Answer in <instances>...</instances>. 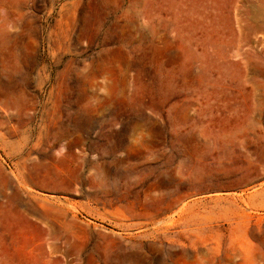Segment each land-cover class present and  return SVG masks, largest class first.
<instances>
[{"label":"rangeland","instance_id":"1","mask_svg":"<svg viewBox=\"0 0 264 264\" xmlns=\"http://www.w3.org/2000/svg\"><path fill=\"white\" fill-rule=\"evenodd\" d=\"M0 94V264H264V0H0Z\"/></svg>","mask_w":264,"mask_h":264},{"label":"bare ground","instance_id":"2","mask_svg":"<svg viewBox=\"0 0 264 264\" xmlns=\"http://www.w3.org/2000/svg\"><path fill=\"white\" fill-rule=\"evenodd\" d=\"M87 31L89 32V30ZM185 204L181 205L183 207L179 208L177 212H174L175 216L173 218H171L172 215L168 217L171 218L170 221L172 220L171 225L169 226L170 228L175 230L177 238V241L173 242V244L183 245L185 247L189 246L191 248V250H189V253L192 255L197 254L199 252L198 250L202 249L203 251L207 252L209 256H212L213 253L218 251L220 248L219 241L227 237V245L229 247V250H231L232 252L236 251L239 231L237 226L239 223L234 222L235 218L231 219L230 215H226L221 216L217 219L202 218L199 220H195V215H193L192 213L193 210L191 209V207H188ZM244 205H247V203L244 202ZM191 218H193L192 222H189V219ZM206 220L208 221L207 223L205 222ZM160 221L161 220H159V222ZM165 222L167 223L166 220L164 221V224H166ZM169 226L166 227L165 231L167 230L169 232ZM226 226L228 227V229H225ZM207 230L211 232H205ZM248 230L249 228H245V233ZM48 232L51 233L52 231L49 230ZM167 234L168 233H166L165 235ZM199 244L201 245L198 246Z\"/></svg>","mask_w":264,"mask_h":264}]
</instances>
